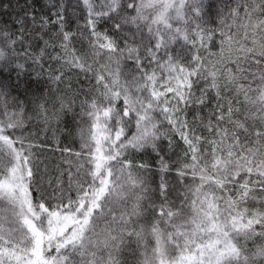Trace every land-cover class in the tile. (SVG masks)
I'll return each mask as SVG.
<instances>
[{
    "label": "snow or ice",
    "instance_id": "obj_1",
    "mask_svg": "<svg viewBox=\"0 0 264 264\" xmlns=\"http://www.w3.org/2000/svg\"><path fill=\"white\" fill-rule=\"evenodd\" d=\"M205 8L50 0L38 21L0 24V264H264V0ZM28 65L43 91L21 93ZM70 72L89 87L73 92ZM29 106L46 126L79 125V149H61L66 187L65 170L43 183ZM173 134L174 198L159 149ZM148 149L158 189L137 159Z\"/></svg>",
    "mask_w": 264,
    "mask_h": 264
},
{
    "label": "trees",
    "instance_id": "obj_2",
    "mask_svg": "<svg viewBox=\"0 0 264 264\" xmlns=\"http://www.w3.org/2000/svg\"><path fill=\"white\" fill-rule=\"evenodd\" d=\"M68 2L71 3L72 0H68ZM220 2L221 0H205V11L209 12L210 15L215 17L216 5ZM208 5H211L212 7H208ZM50 11V0H0V24H10L15 19L24 16L27 13H34L38 21L41 16L49 15ZM69 19L74 21V17H71V14H69ZM27 22L31 24V19L29 18ZM70 27H75L74 22L70 24ZM104 27L105 25L102 24L101 29ZM77 47H79V45H77ZM213 50L215 51L216 49ZM128 63L130 64V62ZM44 67L47 69L48 65L45 64ZM53 67H55V65H53ZM36 71H39V69L37 68ZM27 72L31 73V75L25 74L19 81L21 85V93H23L25 88L29 90V94H32L41 92L47 87L45 83L46 76L39 80L35 79L36 72L32 70L31 65H28ZM12 76L13 79H15L14 72L12 73ZM69 79L72 82L73 92L77 91L81 87L84 89L89 87L82 74L78 76L75 72H70L66 77V81ZM64 87L65 84L62 83L60 88L63 90ZM69 95H71V93H69ZM83 95L84 93H80L81 98ZM75 111L77 114L80 112L79 99L77 100V107ZM29 113H31V106H29ZM29 113H26V117ZM31 114L33 115L34 119L28 124L26 131L34 133V141L39 145L35 151L36 157L40 161V172L42 174L46 172V174L43 176V183L46 186L47 181L51 179L54 185L59 172L61 170H65V174L62 179L66 187L68 182V176L66 172L67 165L63 164L62 161L71 159V157L67 156L66 154L62 155L61 149L65 147H71L77 150L79 149V138L77 135V129L79 125L76 120L73 119L72 114L65 115L59 124L53 121L48 126L42 122H36L35 114ZM189 119H191V115L189 116ZM172 140L173 147L170 148L167 138L162 139L159 142V149L160 155L163 156L169 164L175 165V167H172L169 172L163 174V178L168 182L170 189H172L170 196L174 198L176 193L181 191L178 177L176 175V169L179 166V158L182 156L184 146L182 141H180L179 137L175 134L172 135ZM137 159L144 160L151 165L153 169V171L149 174L151 183L153 187L158 189L162 175L159 172L157 165L159 156H157L151 149H148L145 153L139 154ZM49 191H51V189H49ZM176 203L179 204V199L176 200ZM114 207L116 215H119V206ZM101 228H103V222H101Z\"/></svg>",
    "mask_w": 264,
    "mask_h": 264
}]
</instances>
